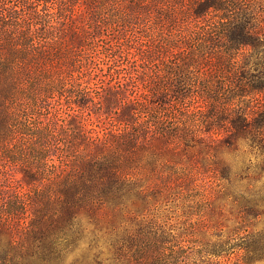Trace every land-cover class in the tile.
Wrapping results in <instances>:
<instances>
[{
    "label": "trees",
    "instance_id": "16d2710c",
    "mask_svg": "<svg viewBox=\"0 0 264 264\" xmlns=\"http://www.w3.org/2000/svg\"><path fill=\"white\" fill-rule=\"evenodd\" d=\"M261 179L264 0H0V264H252Z\"/></svg>",
    "mask_w": 264,
    "mask_h": 264
},
{
    "label": "rangeland",
    "instance_id": "374dc122",
    "mask_svg": "<svg viewBox=\"0 0 264 264\" xmlns=\"http://www.w3.org/2000/svg\"><path fill=\"white\" fill-rule=\"evenodd\" d=\"M85 118H86V123L89 126V128H96L97 130H100L101 133L107 132L108 129H106V127L108 126L107 122L105 121L104 118H99L97 114L91 112V114L87 115V112H85ZM246 157L248 159H251L252 163H256L258 162V158L256 157V155L252 152H248L246 154ZM262 181H250V183H252L253 187L256 190H259L262 186H264V179H261ZM201 184V190H205L210 196H211V201H212V205H210V207L207 209L208 212L210 211V208H213L214 210H217L216 206H219L223 208V216L219 219L221 223H223L225 226L223 227V230L225 232L228 231V228H232L233 226L237 225V220L238 219V207L236 205V203L234 202L235 199L239 198L237 195H233V196H228V194H226V190H221V185L219 186L220 182L219 180H217L216 178L213 177V174L211 173H206L204 176H202V180L199 181ZM264 198V197H263ZM242 198H240L241 201ZM215 206V207H213ZM205 209V208H204ZM202 206H196L194 208L191 209L190 213H184L182 214V212L180 210L175 211L173 213H168L169 215H171V219L167 220L170 221L171 224L173 225H177V226H181V225H189V222L191 223H195V227L199 228V225H201V215L203 214L204 211ZM262 213L261 214H257L255 211H253V215H251L248 218V222L247 225L249 227V230H252L253 232L256 231H264V207L261 208ZM255 212V213H254ZM173 215V216H172ZM215 218H217V216L215 215ZM185 223V224H184ZM243 235L245 233H242ZM189 238V237H188ZM208 237H204L202 235H194L192 237L193 240H197L196 242H187V244H189V246H196L201 248L202 247V241L206 240ZM191 239V238H189ZM213 240H217V237H213ZM194 259L195 258H199L198 254L193 255ZM236 256L232 255V261H235ZM219 260L222 261L221 264H228L230 263L226 257H220ZM252 264H264V257L258 261L253 262Z\"/></svg>",
    "mask_w": 264,
    "mask_h": 264
}]
</instances>
